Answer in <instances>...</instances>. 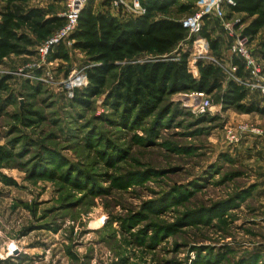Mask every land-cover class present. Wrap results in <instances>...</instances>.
Listing matches in <instances>:
<instances>
[{"label":"rangeland","instance_id":"rangeland-1","mask_svg":"<svg viewBox=\"0 0 264 264\" xmlns=\"http://www.w3.org/2000/svg\"><path fill=\"white\" fill-rule=\"evenodd\" d=\"M107 2L88 6L99 13ZM206 2L178 0L151 19L182 21ZM5 5L0 0V9ZM9 7L63 12L61 0ZM226 15L242 33L248 19ZM206 23L222 51L209 49L215 62H200L218 69L224 90L230 81L223 52L233 39L219 21ZM261 40V33L248 40L249 49L257 53ZM29 51L0 60V78L7 80L0 91V264H264V200L244 145L264 135L237 133L240 125L264 131V115L224 108L217 91L205 94L214 114L199 115L186 106L190 92L168 96L143 121L126 123L108 106L125 62L86 107L62 87L72 72L91 66L81 52L67 48L68 60L43 61L37 47ZM193 53L184 40L167 57L185 54L188 65ZM242 88L249 97L261 95ZM256 105L264 107L263 98ZM235 133L239 141L230 142Z\"/></svg>","mask_w":264,"mask_h":264},{"label":"trees","instance_id":"trees-1","mask_svg":"<svg viewBox=\"0 0 264 264\" xmlns=\"http://www.w3.org/2000/svg\"><path fill=\"white\" fill-rule=\"evenodd\" d=\"M27 1L5 0L6 5L0 11V60L10 55L29 53V49L36 47L63 25L62 17L49 15L40 8L15 12L9 7ZM177 1L146 0L142 2L145 14L135 18H119L104 12L103 7L107 3L99 13H94L90 6L84 8L71 36L74 41L72 48L81 52L91 66L86 70L88 84L74 92V102L80 106H89V100L102 93L111 73L125 62L116 89L108 96V106L123 122L139 123L153 114L166 97L190 92L206 95L221 92L220 101L224 108L264 115V107H258L254 102L246 103L247 92L241 86L230 81L222 90L219 71L213 65L198 62V76L194 77L187 70L185 54L178 61L167 57L185 40L187 31L181 21L153 20L151 14L165 12L175 6ZM233 1L235 6L229 8L230 14L242 13L250 20L242 35L251 42L259 32L262 33L260 47L257 53H252L264 61V0ZM181 9L187 10L185 6ZM207 24L203 25L199 36L208 41L210 50L215 53L219 48V39H211ZM141 55H151L155 59L135 64L130 62ZM49 59L68 60V53L59 46ZM233 63L239 66L240 74L239 61L234 59ZM6 81L0 78V91L6 89ZM3 158L0 154V161Z\"/></svg>","mask_w":264,"mask_h":264},{"label":"built area","instance_id":"built-area-1","mask_svg":"<svg viewBox=\"0 0 264 264\" xmlns=\"http://www.w3.org/2000/svg\"><path fill=\"white\" fill-rule=\"evenodd\" d=\"M63 3V12L58 16L64 19L63 25L54 31L48 38L39 43L37 52L39 57L44 61L53 54L57 47L62 46L65 50L73 47L74 41L71 39L78 24V18L81 11L86 8L91 0H61ZM233 0H207L201 11L182 20V26L187 31L186 41H190L193 45L195 53L193 60L187 65V70L194 77L198 76L197 62L207 58L211 62H215L211 56H208L210 47L208 41L199 36L205 20L215 19L220 22L221 27L232 37L229 51L233 59H237L241 65L239 66L231 62L229 64L228 80L235 84L250 88L253 91H259L264 103V71L263 67L258 63V59L253 55L252 50L248 47V38L242 33H236L234 27L237 21L228 20L226 10L234 7ZM103 11L119 18L139 17L145 14L146 9L141 0H109L103 7ZM184 41V40H183ZM73 49V48H72ZM138 63H143L142 61ZM86 71L84 69L78 72H72L71 75L62 83L63 90L72 96L76 90L83 89L87 86ZM204 93L193 92L186 104L192 108V112L196 114H214V107L205 101ZM239 135L255 133L256 135H264V131L259 129H251L244 125L237 127ZM239 137L236 133L230 137V142H238Z\"/></svg>","mask_w":264,"mask_h":264},{"label":"crops","instance_id":"crops-1","mask_svg":"<svg viewBox=\"0 0 264 264\" xmlns=\"http://www.w3.org/2000/svg\"><path fill=\"white\" fill-rule=\"evenodd\" d=\"M1 10L2 9H0V11ZM228 11H229V9H228ZM239 14H241L242 16L245 17V14H242V13H239ZM234 15H238V14L235 13ZM249 21L250 20H248L246 26L248 25ZM209 25L210 24H207V28ZM209 32H210V29H209ZM260 33L261 32H259V34ZM219 43H220V40H219ZM220 50L222 51L221 47H219L217 51H220ZM251 50L253 52V49H251ZM223 54H224V58H225L224 60L226 61V63L228 65L231 62H233L234 59H233V57H231L229 47H227L226 53L223 52ZM256 58L259 59L258 57H256ZM250 96L251 97H249V95H247L246 102H255L256 104H261V106H262V97L259 93H255L254 95H250ZM246 116H248V115H241V116H238L237 118L239 120H244L246 118ZM244 145L249 146L248 147L249 150H252L249 152L250 154H249V157H247V158H248V161L250 163L254 162L253 163V166H255L254 169H257L258 179H257V181H255L253 183L256 184L255 190H257V192H259L258 194L260 195V199L264 200V141H258L256 143L255 142L254 143L253 142H247ZM254 164H256V165H254ZM261 210H264V208H261Z\"/></svg>","mask_w":264,"mask_h":264},{"label":"water","instance_id":"water-1","mask_svg":"<svg viewBox=\"0 0 264 264\" xmlns=\"http://www.w3.org/2000/svg\"><path fill=\"white\" fill-rule=\"evenodd\" d=\"M14 253H17V251H14Z\"/></svg>","mask_w":264,"mask_h":264}]
</instances>
